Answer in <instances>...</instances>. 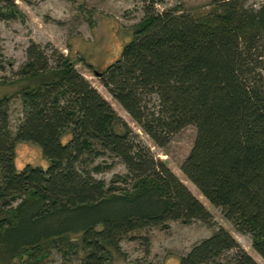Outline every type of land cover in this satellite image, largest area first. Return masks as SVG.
<instances>
[{
  "label": "trees",
  "instance_id": "1",
  "mask_svg": "<svg viewBox=\"0 0 264 264\" xmlns=\"http://www.w3.org/2000/svg\"><path fill=\"white\" fill-rule=\"evenodd\" d=\"M26 54L21 72L47 71L39 48ZM57 66L56 79L21 91L23 116L14 130L12 97L0 98V264H44L54 247L79 256V264H106L108 245L117 247L131 231L171 220L211 227L203 203L73 64L61 55ZM99 72L156 146L195 128L182 174L250 237L264 262V1L162 10L151 3L119 57ZM19 142L37 144L46 167L16 170ZM99 157L104 161L94 164ZM115 161L129 187L95 177ZM178 264L259 263L218 226Z\"/></svg>",
  "mask_w": 264,
  "mask_h": 264
},
{
  "label": "rangeland",
  "instance_id": "2",
  "mask_svg": "<svg viewBox=\"0 0 264 264\" xmlns=\"http://www.w3.org/2000/svg\"><path fill=\"white\" fill-rule=\"evenodd\" d=\"M210 0H0V98L11 96L9 101L10 126L15 129L23 116L21 91L32 89L45 81L58 77L59 56H65L88 82L110 103L116 114L146 144L154 156L186 185L203 203L213 217L211 227L193 221L183 224L168 221L165 226L145 227L126 234L117 247L108 245L110 251L106 264H178L182 255L196 241L211 235L218 226L228 230L239 245L259 264H264L252 249L250 237L233 229L220 208L213 206L198 189L186 179L180 164L186 157L195 137V128L186 126L171 136L165 147L156 146L129 114L103 87L94 70L102 71L115 61L122 47L131 39L138 22L144 17L145 8L151 3L156 10L181 6L195 8ZM256 6L264 0H241ZM30 46L39 48L48 59L47 71L43 73L21 72L26 69V50ZM91 67H89V65ZM101 157L95 163L103 162ZM25 164L46 167L41 148L31 142H19L15 146L14 165L20 170ZM125 167L119 162L95 177L122 188L125 182ZM124 179V181H121ZM44 264H79V256L62 255L51 248ZM18 264V260H15Z\"/></svg>",
  "mask_w": 264,
  "mask_h": 264
},
{
  "label": "water",
  "instance_id": "3",
  "mask_svg": "<svg viewBox=\"0 0 264 264\" xmlns=\"http://www.w3.org/2000/svg\"><path fill=\"white\" fill-rule=\"evenodd\" d=\"M94 73H95L98 77H99L100 74H101V73H100L99 71H97V70H95Z\"/></svg>",
  "mask_w": 264,
  "mask_h": 264
}]
</instances>
